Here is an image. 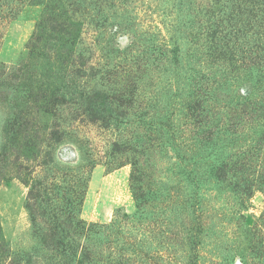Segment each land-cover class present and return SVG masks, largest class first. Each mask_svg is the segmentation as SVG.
Instances as JSON below:
<instances>
[{"label":"rangeland","instance_id":"1","mask_svg":"<svg viewBox=\"0 0 264 264\" xmlns=\"http://www.w3.org/2000/svg\"><path fill=\"white\" fill-rule=\"evenodd\" d=\"M0 264H264V0H0Z\"/></svg>","mask_w":264,"mask_h":264},{"label":"trees","instance_id":"2","mask_svg":"<svg viewBox=\"0 0 264 264\" xmlns=\"http://www.w3.org/2000/svg\"><path fill=\"white\" fill-rule=\"evenodd\" d=\"M43 242H44V240H43ZM44 244H45V242H44ZM46 245H49V244L47 243V241H46Z\"/></svg>","mask_w":264,"mask_h":264}]
</instances>
